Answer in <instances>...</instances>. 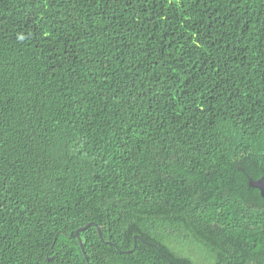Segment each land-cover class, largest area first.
Instances as JSON below:
<instances>
[{"label":"trees","instance_id":"trees-1","mask_svg":"<svg viewBox=\"0 0 264 264\" xmlns=\"http://www.w3.org/2000/svg\"><path fill=\"white\" fill-rule=\"evenodd\" d=\"M263 174L264 0H0V264H264Z\"/></svg>","mask_w":264,"mask_h":264},{"label":"water","instance_id":"water-1","mask_svg":"<svg viewBox=\"0 0 264 264\" xmlns=\"http://www.w3.org/2000/svg\"><path fill=\"white\" fill-rule=\"evenodd\" d=\"M248 184H249L250 187H253V188L258 189L260 195H261L262 197H264V174H263L261 177L255 179V180L252 179V178H249ZM90 224H91V223H88V224H86V225H84V226L78 228V229L76 230V232H75V233H76V236L79 237L78 232H79L80 230H83V229L87 228L88 226H90ZM97 230H98V234H99V236H100V239H101L102 241H104V239L102 238V234H101L100 229L97 228ZM137 237H139V236H138V235H135V236H134L135 239H136ZM78 241H79V244L81 245L82 242H81V238H80V237H79V240H78ZM108 243H110V242H108ZM128 251H131V250H128ZM128 251H127V252H128Z\"/></svg>","mask_w":264,"mask_h":264}]
</instances>
